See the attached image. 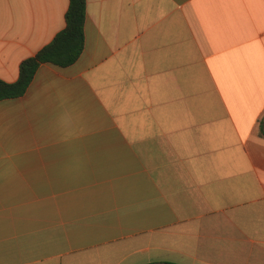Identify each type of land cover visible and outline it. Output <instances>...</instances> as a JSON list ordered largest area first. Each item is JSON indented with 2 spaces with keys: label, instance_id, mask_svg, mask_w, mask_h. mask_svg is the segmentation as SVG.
<instances>
[{
  "label": "crops",
  "instance_id": "crops-1",
  "mask_svg": "<svg viewBox=\"0 0 264 264\" xmlns=\"http://www.w3.org/2000/svg\"><path fill=\"white\" fill-rule=\"evenodd\" d=\"M69 0H0V80ZM84 46L0 100V264H264V0H85Z\"/></svg>",
  "mask_w": 264,
  "mask_h": 264
},
{
  "label": "trees",
  "instance_id": "trees-1",
  "mask_svg": "<svg viewBox=\"0 0 264 264\" xmlns=\"http://www.w3.org/2000/svg\"><path fill=\"white\" fill-rule=\"evenodd\" d=\"M84 21L85 0H69L65 13V27L34 56L20 63L18 78L15 82L7 83L0 80V100L22 96L29 87L37 68L43 63L58 67L72 65L83 50Z\"/></svg>",
  "mask_w": 264,
  "mask_h": 264
}]
</instances>
